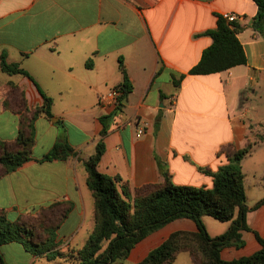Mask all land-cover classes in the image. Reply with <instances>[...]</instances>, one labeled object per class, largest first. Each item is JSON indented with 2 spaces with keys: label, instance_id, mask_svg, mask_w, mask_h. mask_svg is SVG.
Returning <instances> with one entry per match:
<instances>
[{
  "label": "crops",
  "instance_id": "crops-1",
  "mask_svg": "<svg viewBox=\"0 0 264 264\" xmlns=\"http://www.w3.org/2000/svg\"><path fill=\"white\" fill-rule=\"evenodd\" d=\"M226 12L240 15L237 38L247 62L189 74L212 43L206 31ZM256 14L254 0H0V56L29 74L0 68V139L17 136L20 92L29 108L42 103L40 90L52 98V117L34 121L33 159L0 178V209L15 220L56 201L70 202L56 240L62 250L85 243L94 226V199L83 161L100 138L99 118L115 110L102 109L98 99L122 83V68L131 90L106 121L98 170L133 188L160 183L165 173L176 184L211 187L212 176L199 167L215 171L227 163L223 145L249 141L253 149L264 143V36L253 26ZM144 121L146 131L136 137ZM57 140L68 141L73 154L38 161ZM244 185L246 190V175ZM263 197L247 195L248 206ZM246 222L243 246L222 248L223 259L260 248L255 232L264 237V203L247 212ZM196 229L189 218L175 219L138 242L126 259L135 264L170 233ZM0 250L5 264H58L18 242ZM181 254L173 264H193Z\"/></svg>",
  "mask_w": 264,
  "mask_h": 264
},
{
  "label": "trees",
  "instance_id": "trees-1",
  "mask_svg": "<svg viewBox=\"0 0 264 264\" xmlns=\"http://www.w3.org/2000/svg\"><path fill=\"white\" fill-rule=\"evenodd\" d=\"M257 14L253 26L264 36V0H254ZM240 27L218 15L213 29L206 31L212 38L210 46L202 52L201 58L188 72L208 74L220 72L239 64H245L247 57L237 38ZM0 68L8 74H23L27 71L17 63H8L5 53L0 56ZM122 90L115 110L99 119L103 125L95 151L83 165L86 183L94 199V226L81 247L62 250L57 238V229L68 215L72 205L67 201H56L41 207L33 214L10 220L5 210L0 209V247L9 242H18L33 255H44L48 262L58 264H116L126 259L135 245L155 230L178 218H189L196 224L195 231L177 230L135 264H173L177 255L187 252L193 264H264V237L255 232L260 248L247 256L225 260L221 250L227 246L241 247L242 230H249L246 214L264 203V197L253 206L247 204L244 185L245 175L241 162L251 152L252 143L247 141L238 147L228 143L220 148L228 162L215 171L207 167L200 170L213 178L211 187L176 184L167 173L160 183L145 184L133 188L119 175L109 176L98 170V162L105 150L103 137L108 130L107 120L124 106L123 99L131 90L128 77L122 68ZM14 87V85H13ZM42 103L29 108L20 92L16 102L19 114L18 133L11 141L0 139V178L32 160L35 144V119L43 115L52 117V98L40 90ZM74 148L66 140H57L38 161L66 160ZM211 216L222 222H230L228 228L211 236L203 217ZM0 264H5L0 250Z\"/></svg>",
  "mask_w": 264,
  "mask_h": 264
},
{
  "label": "rangeland",
  "instance_id": "rangeland-1",
  "mask_svg": "<svg viewBox=\"0 0 264 264\" xmlns=\"http://www.w3.org/2000/svg\"><path fill=\"white\" fill-rule=\"evenodd\" d=\"M71 132H72V136L76 137V133L73 132V130ZM42 143L43 141L40 140L37 148H35L34 152L36 154H38L37 149L41 147ZM260 145H261L260 147L256 146L255 148H253L242 162L243 173L246 175V188H247L246 191L250 200L260 195L261 193L264 194V143H261ZM15 216H16L15 214H11L10 216H8V218L12 219ZM203 218H204L203 221L205 227L210 235L220 234L224 232L230 224V222H222L211 216H204ZM73 246L74 247H68L66 249L67 252L68 251L70 252V250L74 249L75 247L81 246V244L79 243ZM181 255L188 256V253L183 252V254ZM116 264H133V262L128 261L127 259H123V260H118Z\"/></svg>",
  "mask_w": 264,
  "mask_h": 264
},
{
  "label": "built area",
  "instance_id": "built-area-1",
  "mask_svg": "<svg viewBox=\"0 0 264 264\" xmlns=\"http://www.w3.org/2000/svg\"><path fill=\"white\" fill-rule=\"evenodd\" d=\"M222 16L229 22H236L240 18V15L232 12L222 13ZM121 95V88L115 86L111 88L107 93L99 97L98 104L104 110H113L117 107ZM148 124V121H144L140 126L137 127L135 134L136 137H140L145 133Z\"/></svg>",
  "mask_w": 264,
  "mask_h": 264
}]
</instances>
